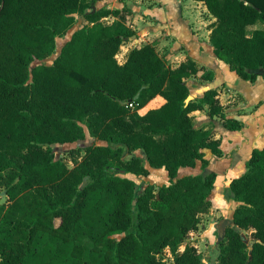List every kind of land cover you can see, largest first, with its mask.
Masks as SVG:
<instances>
[{"label": "trees", "instance_id": "16d2710c", "mask_svg": "<svg viewBox=\"0 0 264 264\" xmlns=\"http://www.w3.org/2000/svg\"><path fill=\"white\" fill-rule=\"evenodd\" d=\"M97 1L0 0V264H201L189 237L212 208L217 173L179 170L206 169L205 150H223L193 113L205 110L230 130L244 123L226 113L217 87L190 97L188 79L214 78L191 55L172 66L145 43L119 62L136 33L133 11ZM200 1L216 18V56L245 80L264 77V0ZM77 16L82 26L53 62L33 66L53 55ZM157 95L165 102L142 112ZM86 128L99 142L73 154L70 167L51 145L84 139ZM150 167L170 182L139 190L128 174L148 176ZM229 188L238 204L218 264H264V146Z\"/></svg>", "mask_w": 264, "mask_h": 264}, {"label": "crops", "instance_id": "0c3cea01", "mask_svg": "<svg viewBox=\"0 0 264 264\" xmlns=\"http://www.w3.org/2000/svg\"><path fill=\"white\" fill-rule=\"evenodd\" d=\"M108 1L109 0H98L96 8L105 7L113 9L128 6L133 11L129 21L136 33L126 41L134 38L133 41L136 43L140 41L144 42L139 45L151 43L158 52L157 46L160 43L161 46H168V50L166 51V53H168L167 56L159 53L163 55L172 66L179 65L181 61L186 59L187 55H191L209 70L214 71L213 80H208L207 84L197 81L194 83L196 84L195 86L189 83L191 87V98L203 96L204 92L211 87H217L220 93L219 87L223 85L230 87L229 89L236 90V92H239L243 96L245 95L248 103L244 105V107H241L242 105H231L225 108L228 115L236 117L244 123L241 130H230L226 128L221 120L218 118L212 119L206 114L205 110H198L193 113L198 126L209 125L213 127L216 137H220L222 140L221 148L223 150V155L215 156L209 149H206V157L210 159V164L206 169L201 167V171L202 173H207L209 171H215L217 173L214 189H216L219 181H228L227 186L229 187L233 178L240 176L246 171L247 162L251 157L253 149L264 146V77L260 76L254 82L245 80L231 70L227 63L216 56L211 44L212 25L216 21V18L210 13L203 1L116 0L113 5L109 4ZM131 18L137 26L133 25ZM103 19L105 22L111 23L116 17L114 15H109ZM262 26L261 24H256L250 26V29ZM134 46H136V44ZM134 46H130V48L123 53L124 59L119 62H125L130 50ZM175 60L178 61L177 64L172 63ZM229 77L232 79H229ZM238 77L244 81H239ZM191 78L188 79V82ZM203 87L204 91H202V94L193 95V90H203ZM164 102V97L157 95L142 108L144 110L142 112L153 107H158ZM153 103L156 105L148 108V106ZM230 151H233L234 155L231 156V154H228ZM238 159L244 160L245 164L242 168L239 167L240 170L236 173L238 169H233V164L230 168H228V166L231 164V161L233 162V160ZM198 166L199 163L196 167H191V169L184 174H182V168L184 167H181L179 176L200 173L194 171ZM220 166H222V171L217 168H220ZM153 172L164 177V179L163 177L161 178V181H165V183L170 182L169 176H165V172L167 171L164 168L150 167V174L148 176H136L134 174H128V176L136 180L138 188L141 190L150 183L161 185L160 182H155L158 181V178L151 177ZM220 172H222V174ZM139 177L144 179L141 184L138 182ZM233 201L237 203L235 200Z\"/></svg>", "mask_w": 264, "mask_h": 264}, {"label": "rangeland", "instance_id": "374dc122", "mask_svg": "<svg viewBox=\"0 0 264 264\" xmlns=\"http://www.w3.org/2000/svg\"><path fill=\"white\" fill-rule=\"evenodd\" d=\"M116 2V0H109L108 3L113 5ZM111 20V19H108ZM131 21L134 26H137L131 18ZM82 25V18L80 16H77V22L75 26L73 27L72 30L69 31L68 34L58 37L57 39V48L53 55L50 57L44 59V60H36L32 63V65H37L40 63H51L53 62L54 58L60 53L61 47L63 44L69 39V37L72 35L73 31L79 28ZM134 38H131L130 40L126 41L121 48L119 54H118V60L123 61V53L130 48V46L139 45L144 42H134ZM158 50L161 54L164 56H167L168 53L166 51L168 50V46H161L160 43L157 46ZM173 64H177L178 61L175 60L172 62ZM237 77V76H236ZM203 79V80H202ZM229 79H232L229 77ZM239 81H244L238 77ZM197 81L201 83L207 84L208 80L203 78L202 73H199L198 75L194 76L191 78V80L188 82L191 85H195ZM234 82V81H233ZM224 83V82H223ZM189 84V85H190ZM225 84V83H224ZM226 85V84H225ZM220 88V94L219 97L221 101L223 102L225 108L235 106V105H242L241 107H244L248 102L246 101L245 95H241L239 92H236V90L229 89L230 87L227 86H222ZM203 90H193V95L196 94H202ZM156 104L153 103L148 106V108L155 106ZM246 108V107H245ZM245 110V109H243ZM141 111H144L143 109ZM201 119V118H200ZM87 135L84 139L77 140L75 142H70V143H54L51 145L55 155L57 158H62L65 160V162L68 164V166H73L74 161L72 158L73 154L80 155V153L84 152V147H86L89 144L97 143L99 142L98 139L92 137L89 135V130L86 128ZM138 152V151H137ZM139 153V152H138ZM234 155L233 151H230V153ZM233 166V169H238L236 170V173L239 172V167L242 168L243 165L245 164L244 160H233L231 161V164L228 166ZM220 171H222V166L217 167ZM182 174L188 172V170L191 169V167H184L182 168ZM201 163H199V166L195 168V172H202L201 171ZM222 174V172H220ZM152 178H158V181L155 182H160L161 184L165 183V181H161V176L157 175V173H152L151 174ZM165 176L168 177L167 172H165ZM164 179V177H163ZM144 181L141 177L138 178V182L141 184ZM227 182L225 181H219L216 189H214L213 193L211 194V200H212V208L208 213H205L202 215L201 218V223L198 228V230L192 232L189 237V241L192 244H195L198 248V250L202 254V262L201 264H218V255H219V241L223 238L224 234V229L227 225L232 224V217H233V211L238 203H235L233 201V195L232 192L229 190V187L227 186ZM5 197V195L2 196V198ZM6 199V197H5ZM5 202V200L3 201ZM246 235L251 238L252 233L251 231H245ZM185 245L181 246V250H183ZM167 259L169 261L173 260V257L170 253V251L166 252Z\"/></svg>", "mask_w": 264, "mask_h": 264}, {"label": "water", "instance_id": "95a60500", "mask_svg": "<svg viewBox=\"0 0 264 264\" xmlns=\"http://www.w3.org/2000/svg\"><path fill=\"white\" fill-rule=\"evenodd\" d=\"M190 97H191V96H190ZM4 200H5V197H3L1 201L3 202Z\"/></svg>", "mask_w": 264, "mask_h": 264}]
</instances>
